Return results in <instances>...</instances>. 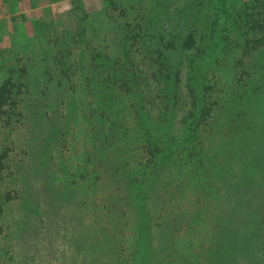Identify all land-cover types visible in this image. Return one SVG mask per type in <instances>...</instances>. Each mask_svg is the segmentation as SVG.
Segmentation results:
<instances>
[{
  "label": "rangeland",
  "instance_id": "374dc122",
  "mask_svg": "<svg viewBox=\"0 0 264 264\" xmlns=\"http://www.w3.org/2000/svg\"><path fill=\"white\" fill-rule=\"evenodd\" d=\"M55 1L0 0V264H264V0ZM139 106L214 116L198 170H160L135 125L104 154L91 116Z\"/></svg>",
  "mask_w": 264,
  "mask_h": 264
},
{
  "label": "trees",
  "instance_id": "16d2710c",
  "mask_svg": "<svg viewBox=\"0 0 264 264\" xmlns=\"http://www.w3.org/2000/svg\"><path fill=\"white\" fill-rule=\"evenodd\" d=\"M39 0H30L31 5L33 7L38 6ZM56 0L55 2H57ZM220 0L214 1V7L217 8L216 11H223L225 7V3L223 0L220 1L219 6L217 7V3ZM75 2H80L79 0H76ZM74 2V3H75ZM117 3L114 0H109V5H111L113 8H115ZM112 9V8H111ZM215 10V9H214ZM89 15L86 14L83 16V20H86ZM108 17V15H106ZM82 20V21H83ZM92 21H90L91 23ZM119 25V23H117ZM76 27H82V22L78 21L76 24ZM67 37L69 40H66V43L69 44L71 41L74 40L75 43H78L79 40L82 39V33L78 30H76L74 33L70 32L67 34ZM178 39L175 41L179 43L180 49H182V45L186 39H183L181 36L177 37ZM188 39L192 41L193 38L188 36ZM35 42V40H34ZM175 43V42H170ZM175 47V46H174ZM176 49V47H175ZM178 49V48H177ZM203 56L207 53H210L209 50H203ZM174 61L172 59L169 60V64H174ZM172 66V65H171ZM197 72V73H196ZM203 71L199 69V66H197L196 69H193L192 73V79L191 83L192 85H196V88L194 92L196 93V96L200 95V92L202 91V85L201 83L209 82L212 79V76H210V80L204 78ZM198 77L197 83L193 81L194 76ZM203 75V76H202ZM1 90V89H0ZM193 91V90H192ZM4 94L0 92V102L3 103L5 101ZM202 99L201 97L198 99L196 98L195 102L197 103L198 100ZM50 103V102H49ZM102 113L97 112L98 114L94 115L91 118L94 122H101L102 130L97 132H103L101 135H98L100 138H103L102 145L105 146L104 148V154H106L107 157L114 158L117 161H123L127 159L128 152L130 151V145L133 141L134 143L139 142V138L133 134L136 132V130H132L133 125L138 128V132L140 134L141 140L145 141L147 144V148L150 150L149 153H151V157L155 158V162L157 167H159L160 170H162L164 167L165 169L171 168V161L174 159H178L180 161V164H183L184 170L182 172H193L194 169H199V167L202 166V158L204 157L205 152H207L209 147L210 139H208V144L204 143V146L207 147H201L199 149L193 150V152L189 153L188 151V144L195 139V133L200 136V128H197V125L195 124L194 128H191L190 125L192 121L194 122L195 119H198V122L206 118L211 124L207 128L206 131L201 132V134H205L209 131H212L211 127L212 124L215 121L214 116L211 114H208L206 110H191L189 112H186V110H140V106L138 110H101ZM80 119L81 114L79 112ZM88 119L90 120L89 114L87 115ZM77 118V112L75 110L73 120L76 121ZM84 118H86L84 116ZM91 121V120H90ZM181 124H185L186 122H190L188 126H175L177 122ZM129 125H132L130 127ZM211 133V132H210ZM49 136V135H48ZM93 139V138H92ZM94 140V139H93ZM199 141V140H196ZM199 143L198 146H202L201 142H195ZM202 156V158H201ZM126 157V158H125ZM183 157V158H182ZM124 158V159H123ZM129 165L124 164L123 168L127 169ZM167 169V170H168ZM159 170V171H160ZM176 171V170H175ZM170 172V171H169ZM174 172V171H172ZM171 172V173H172ZM191 181V178H190ZM148 229V220L146 215L141 212L138 214V230H137V236H136V242L139 243L142 239V236H145L146 230ZM145 238V237H144ZM144 238L142 239L143 243H147V241H144ZM147 246L143 247L142 250V259L141 261H144L149 254V251L146 249ZM136 254L141 252V249H136ZM144 263V262H143Z\"/></svg>",
  "mask_w": 264,
  "mask_h": 264
}]
</instances>
